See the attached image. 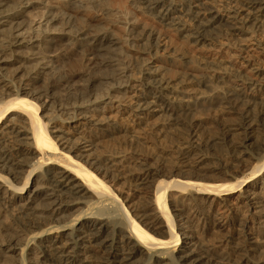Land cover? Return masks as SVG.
Returning <instances> with one entry per match:
<instances>
[{
	"label": "bare ground",
	"instance_id": "1",
	"mask_svg": "<svg viewBox=\"0 0 264 264\" xmlns=\"http://www.w3.org/2000/svg\"><path fill=\"white\" fill-rule=\"evenodd\" d=\"M110 1L0 0V264H264V0Z\"/></svg>",
	"mask_w": 264,
	"mask_h": 264
},
{
	"label": "rangeland",
	"instance_id": "2",
	"mask_svg": "<svg viewBox=\"0 0 264 264\" xmlns=\"http://www.w3.org/2000/svg\"><path fill=\"white\" fill-rule=\"evenodd\" d=\"M43 0H34V3L32 5V8H30L29 10L31 11V13L34 16V27L38 25V23L40 22V26L43 25L44 20L42 19L41 15L42 12L44 10V8L41 5V2ZM52 1V0H51ZM73 1V0H71ZM57 3L56 1L53 2V4ZM110 3L113 5V7L115 8H125V6H127L128 8L132 9L129 6V3H131V0H111ZM56 6V5H54ZM81 13L77 14L80 15ZM76 15V14H75ZM132 13H130L129 17H131ZM85 17V16H84ZM89 22H95L94 20H90ZM182 44V43H181ZM173 46H177L179 48H182L183 50H185L187 52L188 56H195L197 57H201V58H206V59H212V58H218V59H222V61L224 63H227L228 65H231L233 67H239L240 68V61L239 58H235V57H230V55L227 53L228 51H225V49H221V48H212V47H207V46H190V45H179L176 42H173L172 44ZM65 55L63 56L62 59H60L57 63H55V71H56V76L51 78L50 83L51 86L53 87V89L50 92V96H49V100L52 99H57L60 100L63 98V93H64V89L63 87H61V81L63 80V78H65L64 76L69 74L71 72L70 68H69V64L72 63L74 60H77L78 58L81 59V56L79 54H75L72 51H68V49H65ZM84 58L81 59V62L86 64V62L83 60ZM97 60L93 59L90 60L87 63V66L89 67H95L97 66L96 64ZM81 63V64H82ZM182 63L177 61L176 65L171 66L170 70L167 71V75L168 77H170L172 80H174L177 77V72L175 71V69H181L180 67ZM84 67V66H83ZM78 70H76L75 72H77ZM86 77V76H85ZM82 77V78H85ZM59 78V80H57ZM72 82H75V84L77 83H83V80L78 79V77H76ZM71 82V83H72ZM70 83V85H71ZM51 97V98H50ZM40 114H48L47 110H41ZM210 112L206 113L203 115V118H207L206 120L203 121V126L201 127V133L203 134V136H205L206 138H213L216 137L217 135V129L213 127L210 118ZM226 116V115H225ZM227 117V116H226ZM229 117V116H228ZM198 118H202L199 117ZM230 118V117H229ZM260 124H264L263 121H259ZM216 143L213 144L212 146L208 147V151L211 153L212 156H214L215 158H220L222 157V153H223V145H222V141L220 140H216ZM104 144V143H102ZM106 145L105 148H110L113 149L112 145H108V144H104ZM169 145V142L166 140L162 141V145L163 147H167ZM116 146V145H115ZM252 144L247 146L248 150H252ZM168 148V147H167ZM201 173L204 174H214L213 171L211 170H204ZM218 174V173H217ZM237 176L239 177V174H237ZM115 187L121 191H124L126 189V184H122L121 181L117 182V184L115 185ZM146 188L142 189V192L145 191ZM138 196L137 195H133V200H137ZM132 202V200L127 201L125 204L128 205ZM0 230L4 233V232H14L15 230H17L19 233H22L24 230H26L24 223L21 221H15V220H11V218H4V223L0 225ZM198 231V230H197ZM226 234L230 235L232 234V240H236L238 242L242 241L241 237H236L237 235L235 234V231L233 229H229V231L227 230ZM207 237H209V234H207ZM237 238V239H236ZM242 251H240L239 253H241ZM239 253H235L234 255L231 254L230 258H229V262L228 264H233V262L237 261V257L239 256ZM254 257L256 258L257 256L254 255ZM264 260V259H263Z\"/></svg>",
	"mask_w": 264,
	"mask_h": 264
}]
</instances>
